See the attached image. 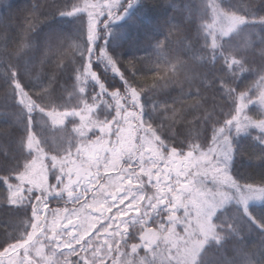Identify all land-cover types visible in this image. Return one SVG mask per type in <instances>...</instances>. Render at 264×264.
<instances>
[{
	"label": "rangeland",
	"instance_id": "374dc122",
	"mask_svg": "<svg viewBox=\"0 0 264 264\" xmlns=\"http://www.w3.org/2000/svg\"><path fill=\"white\" fill-rule=\"evenodd\" d=\"M13 1L0 0V154L23 161V167L0 162V225H5L0 255H11L5 261L23 262L25 250L39 264H67L60 252L68 251L70 229L60 227L66 243L53 233L78 216L63 212L60 196L69 192L79 208L87 187L81 176L89 175L85 165L98 169L104 162L105 168L117 169L120 158L137 149V120L168 146L185 151L205 141L207 128L213 131L230 121L238 107L254 103L264 109V0H229L226 8L232 14L225 19L212 17L206 0H163L165 25L155 21L150 1L141 0L110 23L100 57L94 54V33L98 18L110 11L109 0H37L19 45L12 43L6 16ZM170 41L178 45L173 51L166 48ZM145 55L157 57L154 72L135 68ZM94 60L129 76L127 93H109L94 72ZM229 77L244 80L239 91ZM96 131L99 139L82 150ZM66 164L65 175L69 171L75 186L57 181L60 165ZM28 180L52 190L42 206L34 205L39 191ZM218 215L219 223L235 224L246 241L261 248L247 251L246 242L234 244L211 255L208 264H264V235L251 229L240 208L231 206ZM84 228L73 230V237L82 238ZM49 234L53 239L48 242ZM151 234L156 236L154 230ZM7 239L22 244L4 249Z\"/></svg>",
	"mask_w": 264,
	"mask_h": 264
},
{
	"label": "trees",
	"instance_id": "16d2710c",
	"mask_svg": "<svg viewBox=\"0 0 264 264\" xmlns=\"http://www.w3.org/2000/svg\"><path fill=\"white\" fill-rule=\"evenodd\" d=\"M140 1L109 0L110 11L104 14V9L101 12L104 16L96 22L93 45L96 57L103 55L110 35V23ZM149 1L155 21L165 25L169 18L167 14L161 15L163 0ZM228 1L206 0L210 15L214 18L221 16L222 19L231 17L229 14L232 13L226 8ZM37 3V0H15L8 8L6 16L13 44L19 45L25 37L34 19L32 7ZM166 46L169 51L178 47L171 41L166 42ZM158 63L155 55H145L138 58L135 68L140 72H154ZM93 66L100 84L109 93H127L129 76L122 77L108 64L98 60H94ZM229 79L230 85L239 91L244 80L235 82L232 78ZM222 93L225 95L224 90ZM222 97L217 92V98L222 100ZM258 107L262 110L257 113ZM262 111L263 116L256 117ZM263 118L264 109L258 104L238 107L230 121L223 123L224 125L218 123L213 131L207 128L205 141L196 143L185 151L178 146V149L168 146L155 131L141 128V121L137 120V149L135 152H128L126 159L123 155L117 169L105 168L104 162L103 166L98 163V169L85 165L84 171L87 170L89 175L81 176V179L86 180L84 186L87 187L83 190L85 195L81 199L78 200L79 196H76L79 208L72 202L75 196H70L69 192L59 195L64 199L63 212L66 214L72 211L78 216L69 219L66 224H60L52 232L58 235L59 241L66 243L67 236H59L60 227L70 229L68 251L62 248L60 252L61 256L68 254V258L60 256L62 263L208 264L211 255L219 256L234 244L246 242L247 251L260 249L257 243L246 241L247 236L240 233L235 224L219 223L218 214L228 207H239L242 215L251 222V229L264 235ZM91 135L87 143L81 146L82 150L100 137L97 131ZM111 137L113 136H109L110 140H114ZM108 147L107 144L105 149ZM71 157L70 154L67 156L68 167ZM4 160L23 167V161L20 162L13 156L5 158L0 154V162ZM48 161L50 162L49 159ZM49 162L46 161V164ZM66 167L67 164L65 167L60 165L61 172L57 181L70 186L77 185L72 184V180L68 178L69 171L68 176L65 175ZM97 174L99 176L95 179L96 182L91 181ZM29 182L39 191L38 198L34 200L35 206H42L48 199L44 198L46 195L52 197V190L45 186L46 183L37 185ZM10 191L12 194L13 190ZM79 225L81 228L85 226L80 239L78 236L73 237V230L77 231ZM4 228L5 225H0V229ZM150 229L156 232L154 238ZM52 235L47 237L48 242L53 239ZM71 242L75 246L72 251L74 246ZM20 244L21 240L7 239L4 249H17ZM84 249L87 250L86 253ZM24 252V256L20 258L23 262L18 264H39L37 259L33 260L29 253L25 250ZM4 256L5 254L0 255V264L14 263L13 259L5 261L11 255L5 256V259Z\"/></svg>",
	"mask_w": 264,
	"mask_h": 264
}]
</instances>
